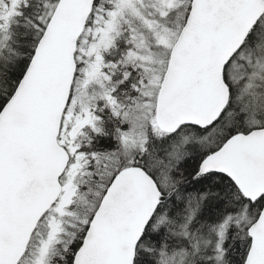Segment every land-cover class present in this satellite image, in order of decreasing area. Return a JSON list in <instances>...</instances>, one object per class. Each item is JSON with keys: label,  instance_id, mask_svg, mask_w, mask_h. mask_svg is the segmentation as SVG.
<instances>
[{"label": "snow or ice", "instance_id": "obj_1", "mask_svg": "<svg viewBox=\"0 0 264 264\" xmlns=\"http://www.w3.org/2000/svg\"><path fill=\"white\" fill-rule=\"evenodd\" d=\"M0 264H264V0H0Z\"/></svg>", "mask_w": 264, "mask_h": 264}]
</instances>
